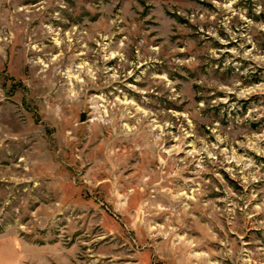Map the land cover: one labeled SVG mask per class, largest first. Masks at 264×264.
I'll return each instance as SVG.
<instances>
[{
	"label": "rangeland",
	"instance_id": "374dc122",
	"mask_svg": "<svg viewBox=\"0 0 264 264\" xmlns=\"http://www.w3.org/2000/svg\"><path fill=\"white\" fill-rule=\"evenodd\" d=\"M0 243L264 264V0H0Z\"/></svg>",
	"mask_w": 264,
	"mask_h": 264
},
{
	"label": "crops",
	"instance_id": "0c3cea01",
	"mask_svg": "<svg viewBox=\"0 0 264 264\" xmlns=\"http://www.w3.org/2000/svg\"><path fill=\"white\" fill-rule=\"evenodd\" d=\"M8 252L9 251L6 248H3V244L0 243V264H7V260L8 264H16L15 258H13V260L10 259Z\"/></svg>",
	"mask_w": 264,
	"mask_h": 264
}]
</instances>
